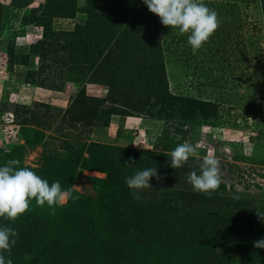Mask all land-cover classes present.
I'll use <instances>...</instances> for the list:
<instances>
[{
    "label": "rangeland",
    "instance_id": "rangeland-1",
    "mask_svg": "<svg viewBox=\"0 0 264 264\" xmlns=\"http://www.w3.org/2000/svg\"><path fill=\"white\" fill-rule=\"evenodd\" d=\"M49 1L0 0V166L18 159L33 171L60 169L71 193L60 214L70 221L60 238L41 242L18 219L0 218L18 232L6 259L26 264L31 251L32 264H264L254 247L264 239V0H204L220 25L195 54L187 34L163 26L142 0L117 10L96 0L97 17L77 0L75 18L48 15L47 31L33 17L59 4ZM104 14L114 21L102 49L72 47L88 37L76 27ZM150 64L164 65L169 95L215 102L217 113L161 90L151 103ZM76 101L86 110L79 116ZM8 114L14 120L4 122ZM185 140L220 161L210 197L187 181L200 161L169 166L167 153ZM129 157L135 164L123 167ZM155 167L166 179L153 177V189L133 199L126 178Z\"/></svg>",
    "mask_w": 264,
    "mask_h": 264
},
{
    "label": "clouds",
    "instance_id": "clouds-1",
    "mask_svg": "<svg viewBox=\"0 0 264 264\" xmlns=\"http://www.w3.org/2000/svg\"><path fill=\"white\" fill-rule=\"evenodd\" d=\"M148 10L158 16L163 26L171 30H178L181 35L187 34V42L193 53L199 50L218 29L220 22L215 10L208 8L204 0H142ZM153 97L151 103H155ZM198 145L185 140L167 153L170 157L169 166L179 169L189 160L195 158L200 161V174L192 171L187 176L188 183L194 193H202L211 196L220 186V161L211 153L201 156ZM134 158L129 157L123 167L132 168ZM18 159L8 160L4 166H0V218L15 222L29 210L30 201L33 199L37 206L45 204L52 208L65 202L70 196V190H62L59 181L49 184L35 171L28 167L20 166ZM155 177L157 181L166 179L158 174L157 168H147L137 171L131 177L126 178L127 187L131 190L133 199L141 200V193L146 189H153L150 180ZM173 188V187H172ZM167 189V190H171ZM163 191V189H161ZM264 220V214L257 213ZM18 232L8 226L0 227V264H13L11 258L5 257V253L11 254L16 244ZM254 247L264 249V239L254 241ZM32 257L26 255L25 259Z\"/></svg>",
    "mask_w": 264,
    "mask_h": 264
},
{
    "label": "trees",
    "instance_id": "trees-1",
    "mask_svg": "<svg viewBox=\"0 0 264 264\" xmlns=\"http://www.w3.org/2000/svg\"><path fill=\"white\" fill-rule=\"evenodd\" d=\"M31 1V0H30ZM59 2V4H54L55 5V9H51L49 10V8H45L44 12H37L39 10L35 9V16L33 17V22H36L37 24H39L40 26H43L45 29H51L50 24H48V15H52L54 17H62V18H75L78 10V3L77 0H57ZM88 1V14L90 15V17H97L98 15L95 14V9L93 8L94 3L96 2V0H87ZM134 0H114L113 2V8L115 10H117V6L125 4L128 5H132ZM51 1L47 0V3L45 4V6H52ZM128 3V4H127ZM1 8V5H0ZM130 9V7H129ZM38 13V14H37ZM111 16L104 14L101 15L102 21L99 24H96L94 19H90L89 21V25H78L76 27V31L77 28L79 29V32L82 36V34L86 35L88 34V37L85 38V36L82 37V39L80 41H73L74 44H72V47L75 46V48H80L82 46L85 47H96L98 49H102V45L103 42H105V40L107 41L109 39V36L111 34V28L113 26L112 22L114 20L110 19ZM94 20V21H93ZM31 24V23H30ZM92 27V28H91ZM70 36V35H68ZM32 49L34 51H36V46L34 45L32 47ZM12 50V48H11ZM27 56V54H26ZM23 64H28V63H23ZM149 67H154V69H156L157 71L154 73H149V76H151L152 81L150 82V85L146 86L145 89L147 90V100H152L153 97L156 98V104L160 103L161 99V92L160 90L164 93L165 96H170L171 99H177V100H182V101H186V102H192L193 104L199 105L200 107L202 105H205L208 107V111H209V115L215 114L217 113V105L215 102H211V101H206V100H202V99H191L185 96H172L168 94V86H167V82L165 81V71H164V65L160 64V65H149ZM156 81V83H155ZM165 82V83H164ZM154 83L156 84V86L154 85ZM157 83L161 86L159 87V85H157ZM161 88V89H160ZM112 91V89H111ZM159 93V94H158ZM163 96V99H167V97ZM78 101V100H77ZM74 105L73 110L71 113L74 114V116L78 115L84 111H86L84 108H82L83 106H81L80 101L77 104ZM163 102V101H161ZM164 110V109H163ZM113 114V113H112ZM76 119L78 120V117H76ZM151 143V142H150ZM156 145L154 144V147ZM142 150V149H141ZM146 150V149H143ZM148 150V149H147ZM155 150H148V153H154ZM11 155V154H10ZM4 157H7V155H2V160L4 159ZM53 162V160L51 161ZM49 162V164L51 163ZM49 166V165H48ZM37 172L38 176H40L42 179L45 178V180H47L49 182V184L51 185V183L59 181L61 184V188L64 186V179L62 178V175H60V169H47V173H42V171H35ZM68 172V171H67ZM65 211L67 212L68 208L64 207ZM67 208V210H66ZM46 212L47 217L50 220V223H43V219L44 217L39 216L41 211ZM63 211V207L60 205H55L52 208L48 207L47 204H45L43 207L37 206L35 200L33 199L32 201H30V205H29V210L28 212H26L23 216L19 217L18 220L21 222L23 228H26L28 231H30L31 233L35 234V233H41L40 236V241L42 242L46 237L47 239H54V237H58L60 238L59 234H61V228H66L68 227L66 225V221H70L67 218V214L66 215H61V213ZM38 213V214H37ZM45 219V218H44ZM45 224V225H44ZM54 229H57L54 230ZM42 230V231H39ZM51 232H54L52 234H49ZM49 234V235H48ZM38 236V234H37ZM38 236V237H39ZM37 237V239L39 240V238ZM35 239V240H37ZM32 258L30 260H24L22 261L23 263L26 264H32L33 261H36L35 259H37V254H32L31 251L29 252ZM18 254V253H17ZM14 255H16V253H12V256L14 257ZM44 255H47L44 253Z\"/></svg>",
    "mask_w": 264,
    "mask_h": 264
},
{
    "label": "built area",
    "instance_id": "built-area-1",
    "mask_svg": "<svg viewBox=\"0 0 264 264\" xmlns=\"http://www.w3.org/2000/svg\"><path fill=\"white\" fill-rule=\"evenodd\" d=\"M9 116L7 117V115L3 116V121L4 122H11L14 120V116L12 114H8ZM139 143H142L143 146H151L150 142H148L145 138L141 139L139 141ZM150 150H152L151 148H149Z\"/></svg>",
    "mask_w": 264,
    "mask_h": 264
}]
</instances>
